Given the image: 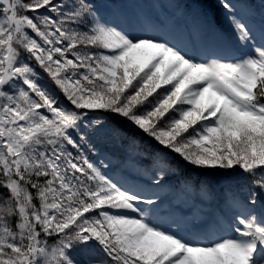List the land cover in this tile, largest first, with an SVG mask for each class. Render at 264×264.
I'll list each match as a JSON object with an SVG mask.
<instances>
[{
  "label": "snow or ice",
  "instance_id": "1",
  "mask_svg": "<svg viewBox=\"0 0 264 264\" xmlns=\"http://www.w3.org/2000/svg\"><path fill=\"white\" fill-rule=\"evenodd\" d=\"M194 3L0 0V264H264V10L219 0L232 46L206 55L150 11ZM140 133L144 182L118 171Z\"/></svg>",
  "mask_w": 264,
  "mask_h": 264
},
{
  "label": "rangeland",
  "instance_id": "2",
  "mask_svg": "<svg viewBox=\"0 0 264 264\" xmlns=\"http://www.w3.org/2000/svg\"><path fill=\"white\" fill-rule=\"evenodd\" d=\"M126 0H124L125 2ZM156 4L154 0H134L133 3L127 1L125 2V5L129 6L126 8V11L129 14H136L140 15L145 11H149L148 9H140V8H134L131 7L132 5L136 4ZM254 3V2H253ZM257 3V4H256ZM159 7V6H157ZM254 9L256 10V16L254 17V23L259 25L260 21V12L264 10L262 8V5L260 2H255L253 4ZM260 9V12L257 13ZM153 14H160L163 13L166 16H168L172 22H173V35H175L178 39L183 40L185 43L189 45V47H194L198 51L206 54V55H213V54H227L231 50V44H227L226 38L221 36V33H219L215 28L212 27V24H209V26L206 24L205 20L200 19L199 21L190 19V17H187L186 15L176 14L174 9H168V8H153L150 10ZM223 19V25L224 28L229 36L232 37L231 29L229 27L228 21L226 19L227 13L223 11L222 15ZM233 39V37H232ZM138 164V163H137ZM137 167H131L126 168L124 167L122 170L124 172H120L121 175H123L125 178L131 179L132 177H135L137 179V182H144L147 180V174L146 172L141 171L140 174L136 173ZM138 175L139 177H136ZM175 177L171 178V184L175 185ZM178 183V182H177ZM212 186L214 187L216 192L220 191V188L222 187V183H217L215 180L212 182ZM223 188V187H222ZM174 191L168 192L166 190V198L169 201L173 200V195L177 198L174 202V206L176 207V211L182 215H188L191 218V213L189 212V207L191 204V200H188V202H185L183 199H180L176 192ZM214 197L203 202L200 205V211L196 215V220L199 222L200 220L207 221V225L204 227V232L206 229H214L213 225H210L214 221V211H215V204H214ZM224 197V196H223ZM213 212V213H212ZM216 227L219 230V234H222L223 228L220 225L216 224ZM206 233V232H205Z\"/></svg>",
  "mask_w": 264,
  "mask_h": 264
},
{
  "label": "trees",
  "instance_id": "3",
  "mask_svg": "<svg viewBox=\"0 0 264 264\" xmlns=\"http://www.w3.org/2000/svg\"><path fill=\"white\" fill-rule=\"evenodd\" d=\"M124 0H120V3L123 2ZM245 1V0H241ZM250 0H248L249 2ZM180 2V0H175V3ZM196 9H199L201 12H204L205 14H210L212 16V19L214 21V24L216 27L223 29V24L221 23V11L222 8L219 5V0H195V3L191 7L190 13H193ZM51 86V85H49ZM152 100L153 98H149ZM172 113H169V116H171ZM142 138L141 144H142V149L141 151L143 152V162L142 164L148 165L147 161L151 159V156L148 155V153H151L154 147H157L155 144V141H150L148 137L144 136L142 133L139 134ZM109 149L113 152H115L117 160L116 162H119V157L122 154L123 149L118 147V146H112L109 145ZM138 162H140L138 160ZM141 165V164H137ZM144 166V165H142ZM193 176H196V173H192ZM175 177V185L177 184L178 181L183 180L184 176L183 175H177ZM213 189V196L214 197V204L216 205L217 209H220L223 206L224 203V197H223V188H220L219 192H216L214 187L212 186Z\"/></svg>",
  "mask_w": 264,
  "mask_h": 264
}]
</instances>
